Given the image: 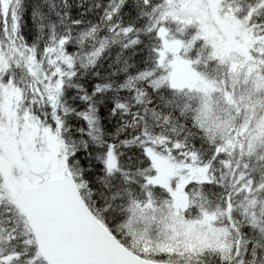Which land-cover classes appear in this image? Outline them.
<instances>
[{
    "label": "snow or ice",
    "instance_id": "obj_1",
    "mask_svg": "<svg viewBox=\"0 0 264 264\" xmlns=\"http://www.w3.org/2000/svg\"><path fill=\"white\" fill-rule=\"evenodd\" d=\"M0 264H264V0H0Z\"/></svg>",
    "mask_w": 264,
    "mask_h": 264
}]
</instances>
